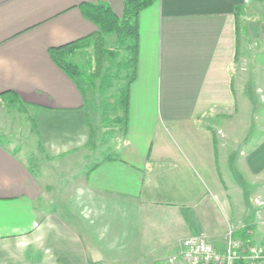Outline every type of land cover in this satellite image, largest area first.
Returning a JSON list of instances; mask_svg holds the SVG:
<instances>
[{
	"label": "crops",
	"instance_id": "crops-1",
	"mask_svg": "<svg viewBox=\"0 0 264 264\" xmlns=\"http://www.w3.org/2000/svg\"><path fill=\"white\" fill-rule=\"evenodd\" d=\"M248 1L157 0L140 13L123 142L81 172L88 208L73 223L45 204L53 185L32 151L0 141V264H164L187 238L223 251L230 233L264 247V140L237 159L236 9ZM86 2L124 10V0H0V94L19 101L46 166L96 146L82 92L49 54L98 29Z\"/></svg>",
	"mask_w": 264,
	"mask_h": 264
},
{
	"label": "rangeland",
	"instance_id": "rangeland-1",
	"mask_svg": "<svg viewBox=\"0 0 264 264\" xmlns=\"http://www.w3.org/2000/svg\"><path fill=\"white\" fill-rule=\"evenodd\" d=\"M239 13L240 42L232 72L238 100L236 117L242 122L245 121V125L241 123L243 145L237 152V159L240 157L244 159L246 154L253 150V146L264 140V0L260 2L249 0L247 8L245 10L241 8ZM107 38L110 43L115 35L107 36ZM109 46L113 47L114 41H111ZM76 61L80 62L88 71L92 70L95 65L93 50H82ZM83 86L92 109V119L97 128V135L94 138L96 146L92 147L90 152L88 151L90 154L86 158L75 156L47 163L48 166L44 161L45 156H42L36 147L35 129L31 131V125L26 120L27 114L20 109L19 101L17 102L16 98L10 94L0 97V141L6 142L9 138L21 149H27L29 153L32 151V164L38 163L42 172L47 176V180L53 185L50 190V198L44 201L48 203L45 204L50 210L63 214L62 216L72 223L74 221L71 219V215H77L87 206L79 195L78 181L82 175L81 172L84 168L93 166L105 158L116 157L123 142V126L113 122L116 112L112 106L114 105L112 98L116 93L117 86L109 89L110 91L107 90L106 93L98 92L97 89L95 90L87 84H83ZM106 94L112 98H106ZM244 126L245 132L243 131ZM235 148L236 145L233 144L231 149L235 150ZM238 176L239 180L243 176L244 181H251L247 173H239ZM244 185L248 189V184Z\"/></svg>",
	"mask_w": 264,
	"mask_h": 264
},
{
	"label": "trees",
	"instance_id": "trees-1",
	"mask_svg": "<svg viewBox=\"0 0 264 264\" xmlns=\"http://www.w3.org/2000/svg\"><path fill=\"white\" fill-rule=\"evenodd\" d=\"M156 1L124 0L122 15L115 13L106 3H81L80 9L83 15L94 22L98 29L86 37L49 49L52 60L74 80L82 92L85 105L90 113L92 109L83 84H87L101 93H106L107 90L114 88L115 85L117 86L113 98L108 94L105 96L113 99L114 105L112 106L116 112L113 122L119 126L124 127L127 123L129 117V90L138 73V17L144 9L150 7ZM255 1L260 2L263 0ZM240 9V7L236 9L238 45L241 29ZM110 35H115L114 40H111L114 41L113 47L109 46L111 41L108 42L107 36ZM85 49L93 50L95 65L90 71L76 61L81 51ZM7 94L10 93H2L0 97ZM108 159L106 158L104 161ZM249 263L251 262L242 259L235 264Z\"/></svg>",
	"mask_w": 264,
	"mask_h": 264
},
{
	"label": "built area",
	"instance_id": "built-area-1",
	"mask_svg": "<svg viewBox=\"0 0 264 264\" xmlns=\"http://www.w3.org/2000/svg\"><path fill=\"white\" fill-rule=\"evenodd\" d=\"M262 203V202H261ZM264 263V247L242 242L229 235L223 251L204 236L184 240L181 249L170 255L167 264H235L239 260Z\"/></svg>",
	"mask_w": 264,
	"mask_h": 264
}]
</instances>
